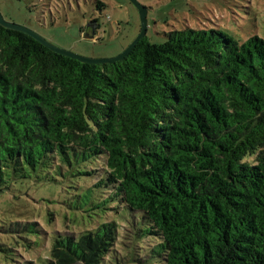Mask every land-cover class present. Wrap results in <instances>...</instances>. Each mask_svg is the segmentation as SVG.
Returning <instances> with one entry per match:
<instances>
[{
    "label": "trees",
    "instance_id": "1",
    "mask_svg": "<svg viewBox=\"0 0 264 264\" xmlns=\"http://www.w3.org/2000/svg\"><path fill=\"white\" fill-rule=\"evenodd\" d=\"M164 36L90 64L0 24V195L62 178L108 215L54 236L45 264H109L120 249L143 262L147 235L159 264H264V38ZM114 210L136 229L126 248ZM0 254L15 262L3 243Z\"/></svg>",
    "mask_w": 264,
    "mask_h": 264
},
{
    "label": "rangeland",
    "instance_id": "2",
    "mask_svg": "<svg viewBox=\"0 0 264 264\" xmlns=\"http://www.w3.org/2000/svg\"><path fill=\"white\" fill-rule=\"evenodd\" d=\"M94 1L0 0V11L6 20L28 26L60 47L91 57H112L140 33V12L131 0H100L106 4L103 26L97 32L84 29L83 34L90 37L86 40L80 30L87 23L83 16L94 8ZM137 1L147 8V37L151 42H163L165 31L185 27L221 29L239 41L254 34L264 38V0ZM97 37L98 41L91 42ZM58 179L17 184L0 195V243L11 249L15 259L11 264H45L54 236L92 229L108 217L85 205L82 189L71 181ZM112 212L110 218L117 221V212ZM128 213L125 210L122 215ZM28 222L35 224L37 233L24 227ZM117 227L121 235L118 247L126 248L136 229L131 221H117ZM139 242L143 262H128L129 252L120 249L109 264H159L158 258L147 250L154 243L153 237H141Z\"/></svg>",
    "mask_w": 264,
    "mask_h": 264
},
{
    "label": "water",
    "instance_id": "3",
    "mask_svg": "<svg viewBox=\"0 0 264 264\" xmlns=\"http://www.w3.org/2000/svg\"><path fill=\"white\" fill-rule=\"evenodd\" d=\"M131 1L138 7L139 12H140V17H141L140 33L123 51H121L120 53L112 57H91V56L76 53L73 50H70L67 48L60 47L54 44L53 42H51L50 40H48L46 37L41 35L36 30L28 26L6 20L4 16L2 15L1 11H0V24L3 25L4 27L24 32L32 36L33 38H35L40 43H42L49 49L53 50L54 52L71 57V58H75L81 62H86L90 64L114 63L116 61H119L125 58L127 55H129L133 51L137 43L141 39H143L145 36H147V30H148L147 8L141 5L137 0H131Z\"/></svg>",
    "mask_w": 264,
    "mask_h": 264
},
{
    "label": "flooded vegetation",
    "instance_id": "4",
    "mask_svg": "<svg viewBox=\"0 0 264 264\" xmlns=\"http://www.w3.org/2000/svg\"><path fill=\"white\" fill-rule=\"evenodd\" d=\"M86 22L87 23H86V28L85 29H91L92 32H94V31L97 32L102 27V19L101 18L96 19V20H93V19L88 18L86 20ZM84 34L86 36H88V37H86V39L87 38H90L89 35H88V33H84Z\"/></svg>",
    "mask_w": 264,
    "mask_h": 264
}]
</instances>
